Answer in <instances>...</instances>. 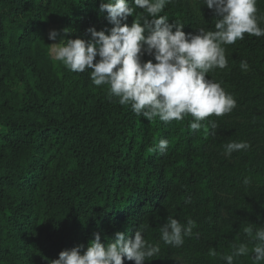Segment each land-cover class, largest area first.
<instances>
[{
  "label": "trees",
  "instance_id": "trees-1",
  "mask_svg": "<svg viewBox=\"0 0 264 264\" xmlns=\"http://www.w3.org/2000/svg\"><path fill=\"white\" fill-rule=\"evenodd\" d=\"M100 3L0 0V56L6 62L22 58L47 40L48 18L70 29L66 40L90 39V27L110 30ZM257 8L264 17V0H257ZM159 15L184 25L185 34L214 30L216 19L192 0H172ZM222 46L225 53H240V62L256 73L240 83L238 75L222 77L227 68L210 70L208 78L238 100L230 113L202 121L207 127L197 132L189 128L191 115L167 124L137 116L130 105L108 98L107 85H93L90 70L74 73L64 66V85L50 82L41 102L0 98V264H49L61 251L86 249L94 233L106 244L117 232L134 237L136 230L160 244V253L145 264H183L190 248L205 241V251L198 252L206 264H226L221 257L242 243L248 253L234 264H253L255 233L246 229L264 226V37L245 34ZM39 77L48 81L44 73ZM74 91L80 96L59 110L60 97ZM161 139L169 141L166 153L150 152ZM232 141L251 147L227 157L224 146ZM245 178L251 180L247 186ZM168 216L183 225L194 222L182 247L160 240Z\"/></svg>",
  "mask_w": 264,
  "mask_h": 264
},
{
  "label": "clouds",
  "instance_id": "clouds-1",
  "mask_svg": "<svg viewBox=\"0 0 264 264\" xmlns=\"http://www.w3.org/2000/svg\"><path fill=\"white\" fill-rule=\"evenodd\" d=\"M171 2L101 0L99 12L107 14L105 18L112 25L111 29L97 31L90 27L87 29L90 39L87 40H65L63 37L70 34V29L50 30L48 39L60 41L50 46V55L74 73L90 70L93 85H107L108 98H118L121 106L130 105L137 116L148 121L158 117L167 124L191 115L194 121L189 128L197 132L207 127L201 122L208 117H221L236 107L235 98L226 93L221 83L207 76L210 70L228 67L222 45L235 44L243 40L245 34L264 37V28L259 26L264 17L258 16L257 0H192L194 5H206L214 12V30L199 27L194 34H185L184 25L177 21L169 23L166 15H159ZM137 9L143 12L137 13ZM197 10L200 13L199 7ZM134 13L135 19L129 25L128 18ZM145 55L152 59L144 62ZM240 67L247 71L249 65L247 61H241ZM207 123L216 129L215 121L208 120ZM168 146L169 141L161 139L149 151L163 155ZM250 147L246 141H232L224 146L223 155L231 157L234 152L247 151ZM250 183L248 178L243 180L245 186ZM194 226L191 220L183 225L168 216L159 229L160 240L172 247H182L184 238L193 235ZM253 231L255 242L251 259L253 264H261L264 262V226L246 229L250 234ZM93 235L94 239L86 249L79 245L61 251L58 259L49 264H124L125 258L135 264H145L161 250L158 242L150 244L146 241L142 230H136L134 237L117 232L106 244L101 242L99 233ZM247 253L248 246L242 243L234 246L231 255L221 259L226 264H234V258ZM210 255L217 253L213 249Z\"/></svg>",
  "mask_w": 264,
  "mask_h": 264
},
{
  "label": "rangeland",
  "instance_id": "rangeland-1",
  "mask_svg": "<svg viewBox=\"0 0 264 264\" xmlns=\"http://www.w3.org/2000/svg\"><path fill=\"white\" fill-rule=\"evenodd\" d=\"M48 19L49 23L46 27L47 40L36 43L29 50V53L24 54L22 58H16L6 62L0 56V98L16 99L21 103H26L30 99L41 102L48 95L49 89L51 88L50 82H54L61 87L64 85V78L62 77L64 65L62 62L54 61L50 55V46L60 41H50L48 39V33L50 30H63L65 27L61 24H54L50 18ZM63 38L66 40V35ZM229 50L225 53L228 60V67L222 77L233 78V75H238L240 83L253 77L256 73L254 69L249 67L247 71H244L241 67L238 68L241 64L240 53L232 50V48H229ZM43 73L48 77V81H41L39 74ZM42 86H44V89L41 90L42 92L39 95L36 94L38 87L42 88ZM231 95L237 102L238 94L232 92ZM79 96L80 93L77 91L67 92L66 97H60L58 109H66L68 104L72 100H76ZM241 109L245 108L242 107ZM205 247L206 241L193 245L190 248V253H187L181 260L183 264H206V260L198 252L203 253ZM124 260V264L129 263L126 258Z\"/></svg>",
  "mask_w": 264,
  "mask_h": 264
}]
</instances>
